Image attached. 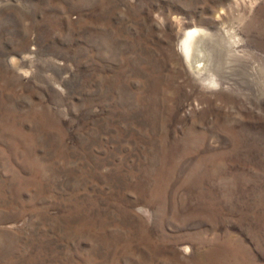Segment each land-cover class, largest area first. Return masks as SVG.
<instances>
[{"label": "rangeland", "instance_id": "obj_1", "mask_svg": "<svg viewBox=\"0 0 264 264\" xmlns=\"http://www.w3.org/2000/svg\"><path fill=\"white\" fill-rule=\"evenodd\" d=\"M0 264H264V0H0Z\"/></svg>", "mask_w": 264, "mask_h": 264}, {"label": "bare ground", "instance_id": "obj_2", "mask_svg": "<svg viewBox=\"0 0 264 264\" xmlns=\"http://www.w3.org/2000/svg\"><path fill=\"white\" fill-rule=\"evenodd\" d=\"M203 37L204 35L202 34V32L199 30H195V28L185 32L181 41L179 42V49L181 51L180 53L182 54L184 61L189 64H193L196 62L195 57L198 55V46L202 42ZM12 62L13 60L11 61L10 59L9 63H11V65ZM199 62H202V60H200Z\"/></svg>", "mask_w": 264, "mask_h": 264}]
</instances>
